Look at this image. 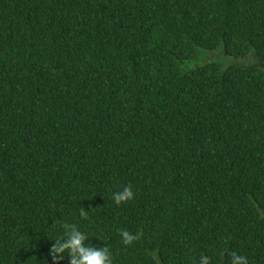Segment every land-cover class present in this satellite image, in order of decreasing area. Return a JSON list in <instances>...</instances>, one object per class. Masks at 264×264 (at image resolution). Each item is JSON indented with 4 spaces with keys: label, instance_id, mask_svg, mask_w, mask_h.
<instances>
[{
    "label": "trees",
    "instance_id": "obj_1",
    "mask_svg": "<svg viewBox=\"0 0 264 264\" xmlns=\"http://www.w3.org/2000/svg\"><path fill=\"white\" fill-rule=\"evenodd\" d=\"M219 49L264 59V0H0V264H69L65 222L111 264H264V68Z\"/></svg>",
    "mask_w": 264,
    "mask_h": 264
},
{
    "label": "clouds",
    "instance_id": "obj_2",
    "mask_svg": "<svg viewBox=\"0 0 264 264\" xmlns=\"http://www.w3.org/2000/svg\"><path fill=\"white\" fill-rule=\"evenodd\" d=\"M117 203L130 199L133 195L129 187H125L122 191L113 194ZM81 216L86 215L82 209ZM63 239H57L52 244V250L56 254H63L64 250H68L69 264H111L110 252L106 246L96 247L94 245L85 244L87 239L86 233L78 230L75 224L65 222L63 224ZM121 237L125 244L136 239V236L127 230H121ZM61 259L64 257L61 255ZM231 264H247V258L236 252L231 253Z\"/></svg>",
    "mask_w": 264,
    "mask_h": 264
},
{
    "label": "rangeland",
    "instance_id": "obj_3",
    "mask_svg": "<svg viewBox=\"0 0 264 264\" xmlns=\"http://www.w3.org/2000/svg\"><path fill=\"white\" fill-rule=\"evenodd\" d=\"M204 56L206 57V59H220L222 61V59H227L230 62H237L240 64H248V63H254V64H258L260 67L264 68V59L260 60L261 57H257L255 55H245V56H241V57H228L223 55V52L221 49L219 50H212V51H206ZM201 60H192L190 62L191 65H195L197 63H200Z\"/></svg>",
    "mask_w": 264,
    "mask_h": 264
}]
</instances>
